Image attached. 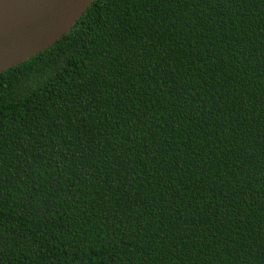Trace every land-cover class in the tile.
Returning a JSON list of instances; mask_svg holds the SVG:
<instances>
[{
	"label": "trees",
	"instance_id": "trees-1",
	"mask_svg": "<svg viewBox=\"0 0 264 264\" xmlns=\"http://www.w3.org/2000/svg\"><path fill=\"white\" fill-rule=\"evenodd\" d=\"M0 264H264V0H93L0 72Z\"/></svg>",
	"mask_w": 264,
	"mask_h": 264
},
{
	"label": "water",
	"instance_id": "water-1",
	"mask_svg": "<svg viewBox=\"0 0 264 264\" xmlns=\"http://www.w3.org/2000/svg\"><path fill=\"white\" fill-rule=\"evenodd\" d=\"M93 0H0V72L43 51Z\"/></svg>",
	"mask_w": 264,
	"mask_h": 264
}]
</instances>
